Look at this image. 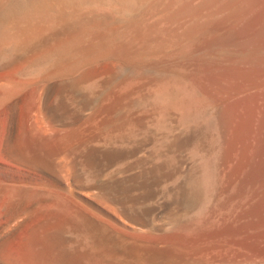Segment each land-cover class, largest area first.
<instances>
[{"label":"bare ground","instance_id":"obj_1","mask_svg":"<svg viewBox=\"0 0 264 264\" xmlns=\"http://www.w3.org/2000/svg\"><path fill=\"white\" fill-rule=\"evenodd\" d=\"M0 14V264H197L173 252L187 228L228 240L200 264H264V0ZM119 55L136 58L121 79L99 63ZM21 58L55 78L28 118Z\"/></svg>","mask_w":264,"mask_h":264},{"label":"rangeland","instance_id":"obj_2","mask_svg":"<svg viewBox=\"0 0 264 264\" xmlns=\"http://www.w3.org/2000/svg\"><path fill=\"white\" fill-rule=\"evenodd\" d=\"M1 16L2 15L0 14V19H1ZM155 55L156 54H149L145 60V64L136 66L137 71L140 72L141 70L142 72L140 74V78H141V81L144 78L142 84L145 86L149 85L155 80V74L153 73L152 69L149 68V65L146 64L150 60L154 59L155 57L153 58L151 56H155ZM130 56L132 55H127V56L119 55L117 57L114 56V58L112 56L111 57L108 56V57L100 59L99 63L103 61L102 62L103 65H106V64L108 65V63L111 64L110 61H113V63L117 62L118 64H123L125 62L123 64L122 75L119 77V79H121V77H127L128 75H130L131 71L128 66L136 63L135 56L134 55L133 57H130ZM130 61L131 63H129ZM16 63L17 64H15L13 68H20V72L16 76L18 80L22 83L20 85V88L17 89V95L20 96L22 99L21 102H22V107H23V113H25L24 114L25 117L28 118L31 114L37 113V106H38L37 104L39 103L38 100L40 99L42 92L46 89L47 84L55 80V78L54 77L50 78L46 76L43 72H41L40 70V67H41L40 65L42 64L41 60H34L32 58H24V59L21 58ZM125 65H128V66H125ZM143 65L145 67L148 66L147 67L148 70L146 68L144 69ZM124 67H128V69ZM137 67L139 68V70ZM94 105L99 106V103L97 104L96 102V104L94 103L93 105H91L90 106L91 109L89 108L86 112L92 111L93 109L97 108V106L95 107ZM32 119L33 120L37 119V115H33ZM212 232L213 231L209 228H200V229L199 228L197 229L187 228L182 231H179L177 233V238L174 240V245H175L173 249L174 254L176 255V257L180 256L179 258L187 260L188 262H191V263L193 262V263L200 264L199 260L209 261L210 257L212 255H217L216 252L217 251L220 252L221 251L220 248L225 243L228 242V240L226 239L212 235ZM167 239L168 238H165L164 241ZM218 257H222V254H218ZM226 263L227 261L221 260L220 264H226Z\"/></svg>","mask_w":264,"mask_h":264}]
</instances>
